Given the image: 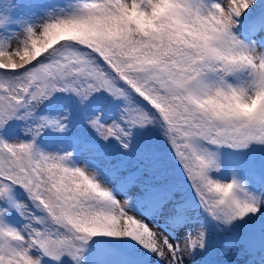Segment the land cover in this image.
<instances>
[{
  "label": "snow or ice",
  "instance_id": "6c2138e0",
  "mask_svg": "<svg viewBox=\"0 0 264 264\" xmlns=\"http://www.w3.org/2000/svg\"><path fill=\"white\" fill-rule=\"evenodd\" d=\"M172 3L182 29L147 34L129 20L113 33L111 22L125 11L147 13L152 0H75L41 24L0 34V133L22 120L31 137H0V264H42L43 257L65 255L83 264L89 242L101 236L130 238L165 264H182L184 256L206 248L203 228L170 241L130 214L131 201L117 199L95 172L67 166V154L37 148L45 129L67 128V117L38 114L56 92L81 103L101 90L123 97L128 106L119 120L109 123L98 114L88 124L124 149L132 129L158 124L212 220L232 224L261 212L264 197L235 174L230 181L214 178L221 162L212 149L264 145V103L247 115L231 107L233 101H264V0ZM129 93L145 106L132 105ZM17 187L34 209L16 199ZM166 197L170 193H162L158 205ZM12 212L24 218L22 227L7 222Z\"/></svg>",
  "mask_w": 264,
  "mask_h": 264
},
{
  "label": "rangeland",
  "instance_id": "374dc122",
  "mask_svg": "<svg viewBox=\"0 0 264 264\" xmlns=\"http://www.w3.org/2000/svg\"><path fill=\"white\" fill-rule=\"evenodd\" d=\"M62 9L67 10L68 7L56 3L33 4L17 16L9 0H0V34L7 37L22 31L27 25L41 24L48 13H59ZM5 17L10 18V22ZM94 95L90 102V113L94 117L100 114L109 123L119 120L122 110L128 106L123 97L116 99L103 90ZM59 99L60 101H50L48 116L67 117L64 121L67 128L45 142L40 151L46 154H67L70 156L65 162L67 166L95 172L97 179L112 189L117 199L131 201L132 206L128 209L130 214L141 217L170 241H182L189 233L203 228L206 233V248L196 249L191 255L184 256L182 264H264V204L261 205V212L249 214L243 220L234 221L232 224L212 220L196 200L166 197L165 202L158 205L162 193L144 185L148 179L146 166H142L138 157L142 128L131 130L130 146L124 149L115 139L103 140L88 122L72 115L70 98ZM0 137L8 142L24 140L15 127H7L0 133ZM228 150L231 149H213L218 153L221 162L220 171L212 173L214 178L230 181L235 174L246 183L250 192L264 197V159L253 161ZM15 196L30 209H34L20 188L15 189ZM6 219L17 228L26 222L15 212L10 213ZM90 254L88 257L96 258L98 264H126L128 260L135 264H144L139 260L140 257H144L148 264H165L130 238L110 237L107 243L100 246L97 241ZM33 255L40 254L34 252ZM42 264L62 263L61 260L54 261L43 257Z\"/></svg>",
  "mask_w": 264,
  "mask_h": 264
},
{
  "label": "trees",
  "instance_id": "16d2710c",
  "mask_svg": "<svg viewBox=\"0 0 264 264\" xmlns=\"http://www.w3.org/2000/svg\"><path fill=\"white\" fill-rule=\"evenodd\" d=\"M17 0H13L14 5ZM79 99V98H77ZM80 100V99H79ZM77 101V100H76ZM133 104L135 106L144 107V102L133 93ZM80 112L83 109L82 104L78 106ZM18 121V130L22 133L26 141H29L30 135L26 134L25 128L27 126L25 121ZM149 134L145 138V146L141 150V157H150L148 159V170H152L153 182L161 191H172V196H194L197 197L193 191L178 159H174L169 153L168 139L164 134V130L158 124L147 125ZM25 141V140H23ZM153 144L159 145L162 149L161 153H154L151 150ZM264 149V145H250L248 149H239L247 155L258 152ZM64 264H73V261L68 257H63Z\"/></svg>",
  "mask_w": 264,
  "mask_h": 264
},
{
  "label": "clouds",
  "instance_id": "9594fccd",
  "mask_svg": "<svg viewBox=\"0 0 264 264\" xmlns=\"http://www.w3.org/2000/svg\"><path fill=\"white\" fill-rule=\"evenodd\" d=\"M129 20L147 34H156L169 28L182 29L184 27L176 18V10L172 0H152V8L147 13L137 10L125 11L122 13L120 21L110 23V30L116 33L121 23ZM261 103L264 101H253L248 105L233 101L231 107L235 111L247 115L255 112L257 105Z\"/></svg>",
  "mask_w": 264,
  "mask_h": 264
}]
</instances>
